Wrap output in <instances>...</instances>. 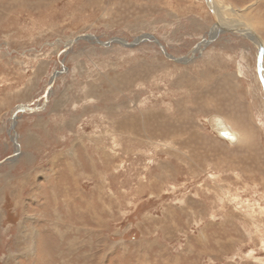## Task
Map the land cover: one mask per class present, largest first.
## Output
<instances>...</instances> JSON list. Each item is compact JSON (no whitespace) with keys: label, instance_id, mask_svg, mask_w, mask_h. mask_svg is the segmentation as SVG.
I'll list each match as a JSON object with an SVG mask.
<instances>
[{"label":"rangeland","instance_id":"374dc122","mask_svg":"<svg viewBox=\"0 0 264 264\" xmlns=\"http://www.w3.org/2000/svg\"><path fill=\"white\" fill-rule=\"evenodd\" d=\"M215 1L264 39V0ZM213 23L207 0H0V264H264V49Z\"/></svg>","mask_w":264,"mask_h":264},{"label":"bare ground","instance_id":"6f19581e","mask_svg":"<svg viewBox=\"0 0 264 264\" xmlns=\"http://www.w3.org/2000/svg\"><path fill=\"white\" fill-rule=\"evenodd\" d=\"M207 4H208V8H209V10H210V12H211V14H212V16L214 18V23L210 27V31H211L210 35H211L212 38L216 37L217 35H219L222 32L236 33V34H233V35H240L243 38H246V39L250 40V42H252L256 46V49H259V48H263L264 49V39L261 37V35L258 33V31L254 29L255 27L253 28V25L252 26L251 25H247V24L241 23V21L240 22L236 21L231 16L230 17H228V15L226 16V14H224V12H223L224 11L223 8L220 9L221 10V13H220L219 10H218V6H217V3H216L215 0H207ZM231 14H235V11H232ZM241 18H242V16H241ZM233 21H235V22L231 23ZM147 37H148V35H147ZM149 38H150V36H149ZM134 42L137 43L138 41L135 40ZM164 54H166L168 57L171 58L170 54H167L165 49H164ZM184 59H185V57H184ZM262 60H263L262 62H264V56L262 57ZM257 62H258V67L260 69V67L262 65V62L260 63L259 60ZM214 117H218V118L223 120L225 125L228 127L229 131L235 134L236 141L232 142V141L226 140V139L223 138L222 134L217 132V130L215 129V125L213 124V118ZM208 122H209V126H210L212 132L214 133V135L218 139H220L222 141H226L227 144H230L231 146L244 145V141H245V145H247L248 142H247V140H245V136H242L241 133L236 132L235 129H234L235 127L232 124H230V122L228 120H226L224 117L215 114V115H213L212 117L209 118Z\"/></svg>","mask_w":264,"mask_h":264},{"label":"water","instance_id":"95a60500","mask_svg":"<svg viewBox=\"0 0 264 264\" xmlns=\"http://www.w3.org/2000/svg\"><path fill=\"white\" fill-rule=\"evenodd\" d=\"M89 36H90L89 34L82 35V37H86V38H89ZM150 37H151V35H150ZM77 38H79V37H77ZM156 41H157V43H159L158 40H156ZM124 42L126 44H129L126 41H124ZM101 44L105 45L104 43H101ZM106 44H108V43H106ZM159 46L163 49V47H162L161 44H159ZM163 52H164V49H163ZM258 60H260V57H258ZM262 82H263V86H264V80H262ZM28 110H30V109L28 108ZM213 124L215 125V129L217 130V132H219L220 134H222V136H223L224 139L229 140V141H232V142L236 141L235 134L229 131L228 127L225 125V123L223 122L222 119H220L218 117H214L213 118Z\"/></svg>","mask_w":264,"mask_h":264}]
</instances>
